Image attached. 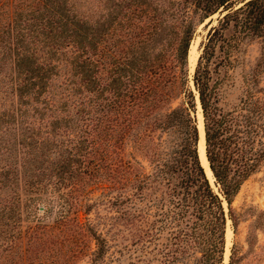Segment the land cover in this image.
I'll return each mask as SVG.
<instances>
[{"label":"trees","instance_id":"trees-1","mask_svg":"<svg viewBox=\"0 0 264 264\" xmlns=\"http://www.w3.org/2000/svg\"><path fill=\"white\" fill-rule=\"evenodd\" d=\"M247 34H264V0H0V264H103L99 203L168 231L155 264H219L231 201L264 164V49L230 104L210 64Z\"/></svg>","mask_w":264,"mask_h":264},{"label":"rangeland","instance_id":"rangeland-1","mask_svg":"<svg viewBox=\"0 0 264 264\" xmlns=\"http://www.w3.org/2000/svg\"><path fill=\"white\" fill-rule=\"evenodd\" d=\"M215 16L216 13L212 15V24L215 22ZM207 19L205 18L201 24L197 25L189 44L188 53L193 48L192 53L196 55L194 65L200 52V41L203 40L206 31L204 22ZM236 46L231 52L229 61L210 64L212 76L221 77L218 86L221 90L219 102L222 104H230L237 100L241 91L243 72H247L253 66L264 49V34H247L239 39ZM187 67V84L192 87L190 77L193 68L191 70L188 54ZM258 83L264 86V68L259 73ZM196 110L197 107L193 114ZM222 205L226 211L223 199ZM231 207L237 217V224L232 228L230 220L225 218V233L229 225L231 235L226 260V238H224L219 264L227 263L230 247H233L237 257L234 264H264V164L241 183L231 201ZM132 208L128 207L130 210ZM115 214L111 208H107L102 203L91 208L88 213L95 227L104 231L107 238L108 248L104 254L103 264H155L170 257L172 244L166 229L147 230L144 222L134 219L128 213L115 219L109 218V215L114 216ZM52 218L53 213L51 212L46 220L51 221ZM250 229L252 231L251 244L248 245L246 239ZM85 259L86 257L82 256L75 264H84Z\"/></svg>","mask_w":264,"mask_h":264},{"label":"bare ground","instance_id":"bare-ground-1","mask_svg":"<svg viewBox=\"0 0 264 264\" xmlns=\"http://www.w3.org/2000/svg\"><path fill=\"white\" fill-rule=\"evenodd\" d=\"M192 51H193V48H191V52L188 53V59H189V62L191 64V70L193 68L195 57H196V55L194 53H192ZM199 106H198V103H197V105H196L197 110H196V113H195L196 119H197L196 123H197L198 135H199L198 142H197V147H198V152H199V160H200L201 165L203 166L204 172H205L206 176L208 177L211 186L213 187L214 190H217V187L214 186V184H213L214 181H213L211 172H210V170H209V168L207 166V161L205 159L204 152H203L202 121H201L202 113H200L201 109L199 108ZM230 235H231V229H230L229 225H227L226 233H225V238H226L225 260H226L227 253H228V245H229V241H230V238H229Z\"/></svg>","mask_w":264,"mask_h":264},{"label":"water","instance_id":"water-1","mask_svg":"<svg viewBox=\"0 0 264 264\" xmlns=\"http://www.w3.org/2000/svg\"><path fill=\"white\" fill-rule=\"evenodd\" d=\"M191 83H192V81H191ZM196 101H197V99H196ZM197 103H198V101H197ZM198 106H199V104H198ZM194 116H195V113H194ZM196 120V119H195ZM202 138H203V129H202ZM198 141V140H197ZM196 151H197V154H198V158H199V152H198V147H197V142H196ZM203 152H204V140H203ZM204 156H205V154H204ZM206 159V158H205ZM207 161V160H206ZM199 162H200V160H199ZM201 164V163H200ZM207 166H208V164H207ZM203 167V166H202ZM208 168H209V166H208ZM204 170V169H203ZM210 170V169H209ZM211 172V171H210ZM212 175V174H211ZM207 177V176H206ZM212 178H213V176H212ZM214 184V186H217L215 183H213ZM216 192H217V190H216Z\"/></svg>","mask_w":264,"mask_h":264}]
</instances>
